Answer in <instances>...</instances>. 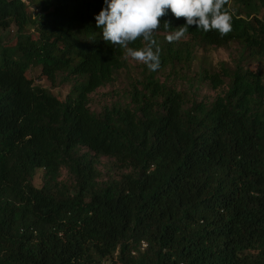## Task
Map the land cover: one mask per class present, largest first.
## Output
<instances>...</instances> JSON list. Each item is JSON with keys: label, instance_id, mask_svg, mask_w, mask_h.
<instances>
[{"label": "trees", "instance_id": "trees-1", "mask_svg": "<svg viewBox=\"0 0 264 264\" xmlns=\"http://www.w3.org/2000/svg\"><path fill=\"white\" fill-rule=\"evenodd\" d=\"M103 7L0 0V264H264V74L242 64L264 60V0H228L233 31L223 38L189 26L168 43L186 21L166 10L160 68L145 66L124 100L95 111L90 93L127 66L96 27ZM232 42L233 67L199 73L226 84L210 100L158 76ZM34 67L52 84L71 82L65 97L36 84Z\"/></svg>", "mask_w": 264, "mask_h": 264}, {"label": "clouds", "instance_id": "clouds-1", "mask_svg": "<svg viewBox=\"0 0 264 264\" xmlns=\"http://www.w3.org/2000/svg\"><path fill=\"white\" fill-rule=\"evenodd\" d=\"M96 15V27L102 29L103 40L114 47L123 48L132 60L142 63L150 71L161 66V47L155 36L161 25L169 29V22H161L170 9L176 18H185L186 23L166 36L168 43L185 38L189 26L205 33L218 31L221 38L233 31L232 14L228 0H104ZM140 48L129 47L137 40Z\"/></svg>", "mask_w": 264, "mask_h": 264}, {"label": "rangeland", "instance_id": "rangeland-1", "mask_svg": "<svg viewBox=\"0 0 264 264\" xmlns=\"http://www.w3.org/2000/svg\"><path fill=\"white\" fill-rule=\"evenodd\" d=\"M14 31V26L4 31V41L6 43L12 40ZM240 52V46L236 42L230 43L227 47L212 46L207 49H199L197 57L188 66L182 68L178 66L174 71L167 69L158 73V76L161 81H166L169 85L184 90L192 98L210 100L225 88L226 84L224 83L220 87L213 88L208 80L198 79L200 71L203 67H208L210 64L215 70H218L217 66L220 62H225L227 66L233 67L240 58ZM126 60L127 66L117 71L112 83L101 86L90 93L89 105L91 109L99 111L105 105L124 100L130 82L135 79H141L147 73V70L144 69L145 65L132 60L127 54ZM242 64L251 66L252 69L259 70L264 74V60H243ZM27 73L36 84L48 88L53 94L61 98L65 97L71 87V82H61L59 79H56L55 83L52 84L43 77L40 78L41 71L39 67L30 68ZM100 160L102 164H99L98 168L104 173L108 165L107 158L101 157ZM42 174V170H38L34 175L33 183L36 186H41ZM67 176L66 169H62L59 179H67Z\"/></svg>", "mask_w": 264, "mask_h": 264}, {"label": "built area", "instance_id": "built-area-1", "mask_svg": "<svg viewBox=\"0 0 264 264\" xmlns=\"http://www.w3.org/2000/svg\"><path fill=\"white\" fill-rule=\"evenodd\" d=\"M22 2H26V0H21Z\"/></svg>", "mask_w": 264, "mask_h": 264}]
</instances>
